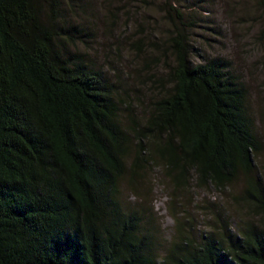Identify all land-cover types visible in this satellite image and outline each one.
Here are the masks:
<instances>
[{"label": "trees", "instance_id": "obj_1", "mask_svg": "<svg viewBox=\"0 0 264 264\" xmlns=\"http://www.w3.org/2000/svg\"><path fill=\"white\" fill-rule=\"evenodd\" d=\"M75 5L0 0V264H264L262 146L230 62L193 63L177 29L169 86L138 119L78 49L88 34ZM152 164L178 186L243 178L236 200L252 218L198 240L180 234L160 256L144 211L121 199L122 183L134 187Z\"/></svg>", "mask_w": 264, "mask_h": 264}, {"label": "rangeland", "instance_id": "obj_2", "mask_svg": "<svg viewBox=\"0 0 264 264\" xmlns=\"http://www.w3.org/2000/svg\"><path fill=\"white\" fill-rule=\"evenodd\" d=\"M73 1L71 18L88 34L82 36L78 49L94 67L103 69L122 99L131 102L138 119L147 115L151 102L169 86H165L168 70L174 63L169 42L177 29L189 36L193 63L211 58L229 61L247 89L262 146L257 163L259 168L264 166V0ZM176 10L182 21L176 19ZM127 114L122 112L123 119ZM171 178L164 168L152 164L138 173L134 187L128 178L121 188L124 205L144 211L160 256L180 234L198 240L224 224L236 228L252 218L236 200L244 188L243 178L224 190L199 186L195 177L180 186Z\"/></svg>", "mask_w": 264, "mask_h": 264}]
</instances>
